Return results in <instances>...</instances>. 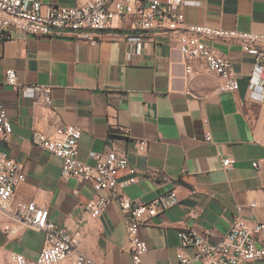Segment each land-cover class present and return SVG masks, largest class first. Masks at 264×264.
<instances>
[{"label":"crops","instance_id":"1","mask_svg":"<svg viewBox=\"0 0 264 264\" xmlns=\"http://www.w3.org/2000/svg\"><path fill=\"white\" fill-rule=\"evenodd\" d=\"M181 1L188 24L264 32V0ZM125 26L115 21L109 36L100 40L17 35L0 47V99L11 124L0 150L25 173L12 205L34 201L46 206L51 221L80 234L79 249L98 264H132L119 206L112 203L92 217L85 210L91 187L63 177L61 160L32 143L35 132L76 126L80 162L93 165L92 154L110 151L127 159L128 168L119 177L132 180L124 190L132 201L148 203L176 192L178 204L141 227L139 236L147 246L143 264H179L178 232L184 228L206 234L216 244L237 216L250 226L264 223V99L250 81L253 60L238 45L212 44L229 61L239 85L234 93H219V77L200 62L193 63L194 76L186 78L176 34L150 31L141 54L135 55L125 41L134 33ZM8 69L21 84L50 86L51 104L35 105L7 86ZM141 140L147 144L144 154L137 152ZM225 157L234 160L226 170L221 165ZM8 225L15 230L12 235L5 233ZM42 239L41 233L0 213V264H10L12 253L34 261ZM256 245H264V230Z\"/></svg>","mask_w":264,"mask_h":264},{"label":"built area","instance_id":"2","mask_svg":"<svg viewBox=\"0 0 264 264\" xmlns=\"http://www.w3.org/2000/svg\"><path fill=\"white\" fill-rule=\"evenodd\" d=\"M181 0H75L70 7L45 5L42 0H0V47L17 35L37 38H76L93 41L109 36L115 21H120L134 34L125 41L134 46L135 55H140L145 36L157 28L177 35L180 54L184 59L186 78L194 76V62L202 63L207 71L216 74L220 83L219 93H234L238 81L229 61L212 46L213 43L236 44L253 60L250 81L261 100L264 99V32H242L185 22L181 12ZM115 37L114 35H112ZM4 83L35 105L48 106L53 99V89L44 85H25L18 81L13 69L5 71ZM11 124L0 99V143L7 142ZM81 131L76 126H58L45 133L35 132L32 143L61 160V174L76 178L91 187L93 194L85 210L98 217L108 205L116 203L125 216V232L132 264H143L147 252L144 240L139 236L141 227L149 225L170 207L178 204L174 190L148 203L132 201L124 190L131 179H120L121 172L128 168L125 157L116 152L92 154L93 165L78 160ZM205 141L211 136L205 134ZM147 144L137 141V152L144 154ZM234 164L230 157L221 159L223 169ZM253 167H257L254 163ZM25 181L21 164L0 150V213L11 217L20 227L31 229L43 236L42 246L34 261L22 254L12 253L10 264H98L87 258L79 249L80 234L68 233L49 219L46 206L31 202L13 204L16 188ZM102 193H106L102 196ZM249 208L256 207L255 202ZM264 230V223H249L237 216L228 232L216 244L209 242L208 235L198 234L191 228L178 232L182 245L176 258L179 264H247L264 260V245L257 246L256 238ZM15 232L10 225L5 233Z\"/></svg>","mask_w":264,"mask_h":264}]
</instances>
